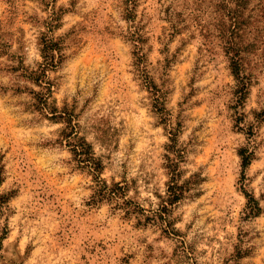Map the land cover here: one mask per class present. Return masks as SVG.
<instances>
[{"label":"rangeland","instance_id":"obj_1","mask_svg":"<svg viewBox=\"0 0 264 264\" xmlns=\"http://www.w3.org/2000/svg\"><path fill=\"white\" fill-rule=\"evenodd\" d=\"M214 4L0 0V264H264V54L240 100ZM69 130L147 210L181 149L199 182L171 213L178 233L94 203Z\"/></svg>","mask_w":264,"mask_h":264},{"label":"trees","instance_id":"obj_2","mask_svg":"<svg viewBox=\"0 0 264 264\" xmlns=\"http://www.w3.org/2000/svg\"><path fill=\"white\" fill-rule=\"evenodd\" d=\"M206 0H202L204 2ZM213 1V0H211ZM214 7L220 12L219 22L220 36L225 42V50L230 57V64L237 80L238 98L246 97L253 81L254 73L247 70V59L250 54L261 51L264 54V0H214ZM126 12L135 15L137 0H125ZM54 49L46 55V60L50 62L51 56L55 59L56 44H48V49ZM53 61V60H52ZM56 64V63H55ZM251 70V69H250ZM50 89V87H48ZM44 93V92H43ZM44 93L46 106H49L50 95ZM57 114L56 110L51 111ZM74 130L64 131V140L72 147L78 156V161L94 175L95 193L94 203L107 201L114 209H122L126 215H137L140 223L150 222L158 224L164 232L169 235H176L177 230L171 219V213L175 205L196 188L199 182L197 174L182 179L183 173L180 162L184 157V152L174 149V155H169L170 182L166 190V195L161 197L157 208L147 210L140 203L127 198L126 189L121 183L109 184L101 175L102 164L93 155L90 144L80 134H73ZM176 134L172 135L175 142ZM243 164L246 166L252 160L253 153L243 148L241 151ZM250 202V213L258 215L262 212V207L254 196L246 193Z\"/></svg>","mask_w":264,"mask_h":264}]
</instances>
